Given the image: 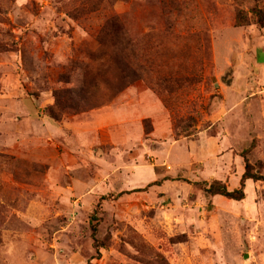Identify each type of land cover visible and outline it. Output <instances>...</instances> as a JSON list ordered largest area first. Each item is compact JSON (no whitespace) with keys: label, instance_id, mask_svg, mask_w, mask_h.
<instances>
[{"label":"rangeland","instance_id":"1","mask_svg":"<svg viewBox=\"0 0 264 264\" xmlns=\"http://www.w3.org/2000/svg\"><path fill=\"white\" fill-rule=\"evenodd\" d=\"M255 8L0 0V264H264Z\"/></svg>","mask_w":264,"mask_h":264},{"label":"trees","instance_id":"2","mask_svg":"<svg viewBox=\"0 0 264 264\" xmlns=\"http://www.w3.org/2000/svg\"><path fill=\"white\" fill-rule=\"evenodd\" d=\"M253 12L257 16L259 23L261 25L264 24V11H262V9L255 8L253 9ZM237 20H238V15H237ZM52 117L56 118V116L53 114H52ZM247 179H254L255 181H258V180L264 181V176L258 175L252 172V167L250 163H247L245 172L241 178L240 186L238 188L229 190L226 186L221 185L220 183L214 182L206 190L207 192L211 194H220L230 199L241 200L245 197L244 188H245V182ZM94 217L95 218L93 220H97L96 216ZM96 232H97V223L96 224L93 223V237H94L95 247L97 250H99V248L101 246L103 247V245H101L98 239H96Z\"/></svg>","mask_w":264,"mask_h":264}]
</instances>
